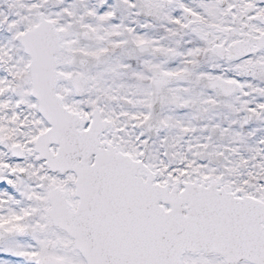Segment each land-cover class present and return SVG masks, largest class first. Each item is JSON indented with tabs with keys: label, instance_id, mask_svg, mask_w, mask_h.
<instances>
[{
	"label": "snow or ice",
	"instance_id": "obj_1",
	"mask_svg": "<svg viewBox=\"0 0 264 264\" xmlns=\"http://www.w3.org/2000/svg\"><path fill=\"white\" fill-rule=\"evenodd\" d=\"M0 264H264V0H0Z\"/></svg>",
	"mask_w": 264,
	"mask_h": 264
}]
</instances>
